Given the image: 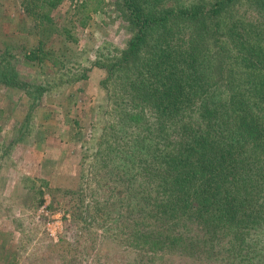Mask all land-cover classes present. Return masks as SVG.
I'll use <instances>...</instances> for the list:
<instances>
[{
    "label": "rangeland",
    "instance_id": "1",
    "mask_svg": "<svg viewBox=\"0 0 264 264\" xmlns=\"http://www.w3.org/2000/svg\"><path fill=\"white\" fill-rule=\"evenodd\" d=\"M84 1L91 20L82 27L77 11ZM154 1L177 9L216 0ZM236 1L217 17L211 54L231 51L225 71H218L224 83L234 72L232 82L251 94L264 69L249 76L230 35L243 30L255 40L259 34L263 47L264 9ZM123 2L65 0L50 13L57 23L52 30L40 22L36 0H0V264H202L149 251L130 213L132 204H149V212L167 197L159 188L161 161L176 151L177 127L169 122L167 135L165 120L145 101L133 104L131 121L122 100L134 77L115 68L107 78L135 33ZM34 51L44 60H31ZM154 223L146 213V230ZM184 226L176 232L202 236L194 223Z\"/></svg>",
    "mask_w": 264,
    "mask_h": 264
},
{
    "label": "trees",
    "instance_id": "2",
    "mask_svg": "<svg viewBox=\"0 0 264 264\" xmlns=\"http://www.w3.org/2000/svg\"><path fill=\"white\" fill-rule=\"evenodd\" d=\"M64 1L36 0L33 6L40 10V22L53 30L57 23L50 13ZM123 1L135 33L107 78H112L115 68L127 73L123 74L126 79L134 77L125 86L129 96L122 100L131 121L137 118L133 104L145 101L165 120L163 131L169 130V122L177 127L173 132L176 151L164 153L161 161L165 169L159 188L167 197L149 212V204L130 207V213L136 214L135 229L142 231L140 236L143 233V246L202 264H233L235 260L264 264V238L259 237L264 232V105L251 100L250 92L241 91V83L237 87L232 82L234 72L228 74L231 81L224 83L219 71H225L231 51L211 54V37L221 26L217 17L237 1L216 0L210 6L196 2L177 9L159 6L154 0ZM252 1L264 9V0ZM86 2L77 11L82 27L91 20L88 10L82 9ZM175 20L182 24L173 29L169 24ZM231 33L236 60L248 75L264 69L260 35L252 40L249 32ZM210 55L212 63L205 61ZM44 58L35 53L31 60ZM6 82L13 83L12 78ZM255 82L250 95L264 101V78ZM219 83H224L220 90ZM194 112L198 119L193 118ZM146 213L156 222L149 231L142 224ZM187 222L194 223L202 236L176 232L180 227L186 230Z\"/></svg>",
    "mask_w": 264,
    "mask_h": 264
}]
</instances>
